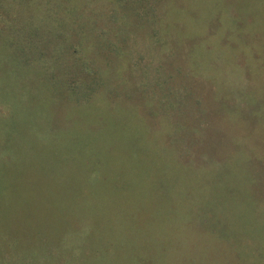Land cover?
Returning a JSON list of instances; mask_svg holds the SVG:
<instances>
[{
	"label": "rangeland",
	"instance_id": "374dc122",
	"mask_svg": "<svg viewBox=\"0 0 264 264\" xmlns=\"http://www.w3.org/2000/svg\"><path fill=\"white\" fill-rule=\"evenodd\" d=\"M94 1L95 13L84 9L81 23L85 27L88 23L97 27L109 23L117 29L118 37L125 40L137 29L148 33L146 27L150 20L160 33L165 26V15L140 21L134 15L137 4L131 0H124L119 10L115 7L118 17L112 22L109 16L106 19L99 16L112 7L110 0ZM165 6L178 8L181 12L183 27L180 30L186 37L182 48L189 52L182 53L176 48V56L162 62L150 51V56L156 58L150 61L155 65L147 64V38L137 31L132 40L128 39L122 46L123 52L130 48L133 55L126 59L124 53L116 61V70H120L125 82L124 95L115 99L113 105L108 102L110 108L106 111L99 112L100 107L92 108L89 113H82V118L80 112L71 115V120L82 125L97 122L99 128H95V133L113 134L114 138L121 136L120 132H131L129 123L116 120L127 119L131 114L134 115L131 121L134 117L140 118L157 135L168 131L166 143L182 158L183 170L196 178L194 171L210 168L213 177L208 183L195 186L208 195L189 188L172 200L174 186L171 188L170 184L164 186V195H161L156 187L164 179V173L159 169L151 176V182H146L150 184H145L142 175L146 171L142 165H157L161 155L154 157L134 138L129 140L127 147L115 145V148L107 149L112 154L109 158L114 161L119 160L120 155L126 157H120L121 165L112 164L104 173L110 180L109 186L101 181L89 192L83 187L84 182L69 179L61 183V186H67L65 190H53V182L57 179L49 171L50 156L60 160L62 173L66 172L72 166L68 152L70 142L49 139L52 115H49V94L43 88L44 81L38 78L41 74L38 76L30 65L12 60L9 52L6 60L0 61V69L4 70L0 89L9 83L21 88L31 82L36 92L33 95L27 92L23 98L17 89L16 96L10 99L0 92V100L3 99L0 102L10 105L0 116V149H4V155H0V185L8 187L9 193L6 195L5 189H0V200L6 196L11 198L9 188L15 185L13 174L22 177L21 187L27 191L21 194L19 189H13L12 198L17 202H10L6 212L7 217H12L6 222L9 229L0 224L3 262L20 257L26 259L29 255L32 262L38 264L35 252L46 247H49V260L40 264H134L131 253L139 256L145 251L146 257L160 256L164 262H170L176 253L179 255L184 250L188 264H220L214 260L207 262L206 256L224 257L236 249L258 259L259 252L264 251V0L156 1L157 12ZM168 25L176 27L179 24L175 21L168 22L166 27ZM212 29L214 31L210 33ZM87 42L92 44L94 39ZM208 43L212 45L211 49L205 48ZM202 49L207 50L201 52ZM128 64L140 65L134 70ZM167 74L172 75L170 80L166 79ZM33 108L39 113L26 111ZM68 108L64 113L69 111ZM67 126L66 123L63 125L62 135H66ZM148 140L153 142V138ZM38 144H41L40 149L33 154L30 149ZM10 147L15 153L6 155V149ZM156 151L160 154L162 150ZM129 152L135 155L134 158ZM103 156L104 151L97 153L94 166L102 165ZM162 158L164 160V156ZM219 161L222 165L207 166L209 162ZM116 165L120 168L116 169ZM78 169L76 177L81 171ZM178 188L181 187L176 186V193ZM89 201L92 204L89 205ZM100 202L111 211H116L111 209L115 207L126 208L125 215L145 223L156 222V219L162 224L167 223L163 228H154L152 233H140L145 225L127 233L129 243L119 245L120 250L114 251L117 248H113L115 241L112 246L106 236L97 239L96 246L95 242L82 239V227L85 220L90 219L89 206ZM157 206L163 209V214H156ZM99 217L92 219L98 227L101 226ZM192 220H202L206 226L195 233L188 229ZM135 236H138L139 246L133 248L130 237ZM74 237L77 240H73ZM105 249L109 250L107 254ZM119 251L124 256L130 253L126 258L120 254V259ZM196 251L206 256L194 259ZM146 263L153 264L150 260Z\"/></svg>",
	"mask_w": 264,
	"mask_h": 264
},
{
	"label": "trees",
	"instance_id": "16d2710c",
	"mask_svg": "<svg viewBox=\"0 0 264 264\" xmlns=\"http://www.w3.org/2000/svg\"><path fill=\"white\" fill-rule=\"evenodd\" d=\"M131 1L133 4H137V10L134 15L137 16L140 21H147L151 16L156 18L157 16L165 15L164 28L168 22L176 21L179 25L176 27L168 25L166 31L164 32L163 28L160 33L157 28H155L154 22L150 20V25L148 24L146 27L148 33L137 29L132 35H128V38L122 40L118 37L119 33L117 29L109 26V23L98 24V27L91 23H88L85 27L81 23L84 9L87 12L95 13L94 9L96 3L94 0H67V3H62L63 0H0V61H5L9 52H11L12 56L10 57L12 60H16L24 65H30L32 66L31 69H33L38 76L41 74L38 78L39 81H44L43 88L49 94V115H52V121L50 123L52 127L50 126L48 131L49 139L51 141L64 139L70 142V150L67 151L69 152V159L72 160L70 162L72 166L66 172L62 173L64 169L62 170L60 168V166H63V163L58 159L53 160L50 156L51 165L49 166V171H52L51 173H54V178L57 179V181L53 182L55 183V185L52 186L53 190L55 189L58 191L60 190L59 188L65 190L67 186H61V183H65L69 179L76 180V182H84L83 187L89 192L94 190L98 182L101 181H103L104 184L107 183L109 186L108 182H110V180L104 173L111 169L112 164L115 165V163H119L121 165L120 157L123 158V156L120 155L119 160L114 161L113 158H109L110 153L107 149L115 148V145L127 147L129 140L134 138L136 141H140L139 145L144 147V150L151 153L154 157L157 155L164 156V160L160 156L155 166L152 163V165H142L146 171V173L142 175V180H144L143 182L145 184H150L146 182H151V176L155 171L159 172V169L160 172L164 173V179L158 182V187H156L161 195H164V186L167 187L169 184L171 188L174 186L172 200L179 194L183 195L182 190L187 191L189 188H191V191H197L199 194L208 195V193L206 194L202 190H198L195 186H197V184L204 185L208 183L207 181L210 177H213V175L210 174V168L202 172L194 171L193 174H195L194 176L196 178L189 172L183 170L182 165L184 162L182 158H179L178 152L170 150V146L166 143L167 138L165 134L168 131L157 135V133H153L149 129L151 128L150 126L142 123L140 118L134 117L131 121L132 116H134L131 114L127 119H116L121 123H129L131 132H120L121 136L114 138L113 134H104L103 132L95 133L99 128L97 122L90 121L82 125L80 122L71 120V115L80 112V117L82 118V113H89L92 108L97 110V108L100 107L99 112L106 111L107 108H110L108 102L113 105L115 99H121V96L124 95L125 82L120 70H116V61L117 58L124 53L127 54H125L126 59L133 55L129 51L130 48L123 52L122 46L127 43L128 39V41L132 40L137 31H141L139 33L144 36L146 35L147 38V64L149 62L150 65H155L150 61L152 59L156 60V58L150 56V51L155 52L157 56L162 59V62L166 59H170L171 61L176 56L174 53V49L176 48H179V51L182 53L183 51L189 52V49L182 48V44L186 41V37L184 36L185 33L180 30V28L183 27V20L181 21V12L178 8L172 9L170 6H165L157 12V0ZM124 3V0H110L112 7L107 11L99 13V16L103 15L105 19L109 16L111 17L110 20L113 22L114 18L118 17L115 7L119 10V7L123 6ZM41 8L44 10L42 13H40ZM232 13L235 14V10H232ZM193 31L194 28L191 32L193 33ZM209 31L212 33L214 30L212 29ZM187 33L189 35L191 34L190 32ZM86 35H89V37L86 38ZM180 35H182L183 38H181ZM91 38L94 39L92 44L87 42ZM95 40L98 41L95 42ZM211 47L212 45L210 43L205 46L207 49H211ZM193 49L194 46L190 50V53H192ZM207 49H202L201 52H206ZM121 51L123 53H121ZM243 64L246 65V62ZM139 65L140 64H134L129 66L137 70ZM245 70L247 71L246 67ZM2 74H4V70L0 69L1 80L3 79ZM164 76L165 73L163 74V77ZM171 76L172 75L167 74L166 79L170 80L172 78ZM1 88L0 92H2V95L5 94L8 99L16 96L14 92L17 89H20V94L23 95V98L27 95V92L32 95L36 92L31 82L27 83L26 86H21V88L14 87L11 83ZM29 94L27 96L28 98ZM64 105L69 107H66L69 110L66 113H64L67 111ZM9 107V104L5 105L3 102H0V116L2 113L6 112ZM26 111L29 112V114L39 113L37 108L26 109ZM122 114H125L124 111H122ZM65 123L68 124V130L66 135H62L64 131L63 125H65ZM95 128H97L96 131ZM150 138H153V142L148 140ZM156 144L159 145V148H157ZM40 146L41 144H38L37 147L34 145L30 151L32 150V153L36 154ZM159 149L162 151L160 154H157L156 150ZM6 150L5 154L10 153V155H12L15 153V150L11 147ZM103 151L104 156L102 165L94 166L97 153H102ZM129 154L131 155V152H129ZM0 155H4V149H0ZM134 156L135 155H131L132 158H134ZM123 159H126V157ZM77 163H79L78 167L81 170L79 171V177H76L75 173L78 169L76 166ZM120 165H116V169H119ZM216 165H222V161L209 162V165L207 164L209 167H216ZM44 170H46V167ZM55 174H58V176H55ZM11 177L15 181V185H12L14 187L11 186L9 188V190H11V198L6 196L3 201L0 200V202L2 201L0 205L1 215L3 212L2 209H5L3 215L0 216V224H4L5 227H8L6 226L7 220L12 218L6 216V212L10 207V202H17L12 198L14 194L13 189H19L21 194L22 192L27 193V191L23 190L21 187L23 181H20V179L22 177L17 174H13ZM154 177L157 176L154 174ZM157 180L158 177L156 181ZM176 186L181 187L178 188V193L175 192ZM0 189H5L6 195L9 194L8 187L0 185ZM1 198L2 197H0V199ZM89 202V205L92 204L91 201ZM96 205H98V207ZM96 205L89 206L90 212H88V214L91 220L87 219L85 220V224H83L82 229L84 230V235L82 239L84 238L85 241L90 240L92 244L95 242L94 245H96L98 244L97 239H103V236H106V239L112 241V246L113 242H116H114L113 248H117L113 249L114 251L121 249L119 245L129 243V236L127 233L130 234L131 231L140 229L144 225L145 227L140 233H152L154 228H163L167 223L166 221V223L162 224V222L157 219L156 222L151 220L154 225L152 229V223H145L135 217L133 218L132 216L129 217L125 215L124 212H126V208H111L110 206L111 209L116 210L111 211L108 206H103L101 202ZM156 208V214L164 213L163 209L160 207L157 206ZM149 211H151L150 206ZM95 212L96 214H94ZM144 214H148V212ZM97 215H100L99 221L101 226L99 227L92 221L93 217L97 219ZM104 218L107 219V222H103ZM195 220H192L188 229L194 230L196 233L200 232L203 226L206 225L202 220ZM179 227L180 225L177 226V228ZM73 240L77 239L74 237ZM130 240L134 242L132 243L134 244L133 248L139 246L138 236L132 239L130 237ZM103 243L100 245H103ZM107 248L111 249L110 247ZM145 249H143V251ZM108 251L109 250L105 249V254H107ZM128 253L130 252H127V255ZM35 254V261H38V264L41 262L45 263L46 260H49V247H46L44 250L37 249ZM120 254L124 258L127 256H124L123 252L120 253L119 251L118 258H120ZM2 255H4V251L1 250L0 243V264H16L15 262H18V264H35L32 262L33 259L29 255L27 257H30V260H27V257L26 259H21L20 257L16 260L13 259L12 262L9 260L3 262L5 256ZM146 255L147 253L145 251L143 255L140 254L139 256L131 253L130 257L133 259L132 261L134 264H147L146 262L149 260L152 261L153 264L189 263L185 250L184 253L181 252L179 255L176 253L173 261L170 262H164L160 256L154 258L149 256L146 257ZM200 256L206 255L196 251L193 258L198 259ZM206 257L208 258L207 262L214 260L216 263L220 262V264H227L228 262L229 264H250L253 262L264 264V251L259 252L257 256L258 259L252 258L245 252L242 254V252L236 249L224 257H219L218 255L211 256V258L210 256ZM177 261L179 262L176 263Z\"/></svg>",
	"mask_w": 264,
	"mask_h": 264
}]
</instances>
